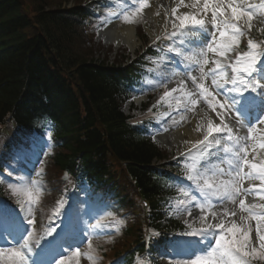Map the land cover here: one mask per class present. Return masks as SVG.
Instances as JSON below:
<instances>
[{
	"label": "snow or ice",
	"instance_id": "1",
	"mask_svg": "<svg viewBox=\"0 0 264 264\" xmlns=\"http://www.w3.org/2000/svg\"><path fill=\"white\" fill-rule=\"evenodd\" d=\"M180 3L184 4V0H180ZM146 6L143 2L139 5L141 9ZM202 12L211 14L207 21L195 14L175 15L171 22L173 31L169 33L180 41L179 47L190 54L187 59L192 60L193 64L186 71L196 68L201 73V79L211 75L215 95L203 83H197L196 76H192L191 80L200 95L215 101L210 107L220 118L219 122L208 119L205 127L197 126L195 129L202 134V138L196 141V145H199L197 151L207 153L210 159H205L196 175H188L185 179L195 182L201 194L199 200L192 197V206L199 210V220L204 226L193 229L185 220L187 230L180 236L195 238V243L183 249L187 258L175 261V264H251L255 260L264 262V202H245L248 196H259L264 201V135L258 133L255 138L252 135L257 126L264 131V41L256 42L251 38L253 21L257 17L245 0H203ZM258 19L264 25V13ZM177 30L182 31L178 33ZM259 31L264 33V27H260ZM244 36L249 37L248 51H241L238 47ZM209 54H212V67L205 73L204 66L210 64ZM171 55L175 57L174 52ZM175 63L183 67L179 58L175 59ZM228 69L231 70V75ZM160 79L164 83L169 82L166 77L161 76ZM176 91V88L171 90ZM171 92L166 91L164 97H169ZM191 103H196L195 97ZM184 108L187 110L188 105L185 104ZM225 118L228 122H225ZM241 128L246 129V135H240ZM185 155L192 156V152ZM229 155L231 159L227 168L219 167L214 173L224 178L215 183L201 178L202 171H211L208 168L210 163L223 165ZM7 166L12 167L11 164ZM0 176H5L2 166ZM245 181L249 182L247 188L243 187ZM255 181L260 184L256 185L253 183ZM208 208L213 211L205 214ZM238 210L242 221L245 219L243 213L256 221L258 243L253 242L250 227L238 225L235 220L226 224L225 219L236 217ZM176 211L180 215H192L191 208H177ZM209 215L216 223L209 222ZM28 223L32 224L34 221L30 219ZM17 232L18 229L13 228L7 236L16 243H23H20V247H0V264H29L26 251L30 252L31 248L28 241L23 239V234L19 239L16 238ZM78 239L79 234L73 230L70 221L63 237L57 242L60 255L67 256L64 253L65 245L72 248L75 246L73 241ZM176 243L179 245L185 242ZM89 247L91 248L90 242ZM52 252L54 254L55 249ZM74 255L80 256L78 247ZM88 258L93 259L91 254H88ZM59 264H66V261L61 260Z\"/></svg>",
	"mask_w": 264,
	"mask_h": 264
},
{
	"label": "trees",
	"instance_id": "2",
	"mask_svg": "<svg viewBox=\"0 0 264 264\" xmlns=\"http://www.w3.org/2000/svg\"><path fill=\"white\" fill-rule=\"evenodd\" d=\"M11 9L10 4H6L0 10L3 13L8 12ZM42 22L44 27L45 35L49 36L51 45L56 48V55L61 56L63 60L70 61L73 56L68 51V40L67 35L64 34L63 19L56 17L55 14L50 12L45 15V19ZM8 26L4 27V30H7ZM17 27L14 25L12 27V32L16 33ZM45 50H36V51H26L25 53L17 52L14 54L12 62L1 63L0 64V126L5 123V119L8 115H11L13 104L12 98L15 94L16 87L19 88V82L17 81L25 74V69L28 63L29 69L32 75V80L36 83H40L45 80L43 69L45 68L50 72L51 68L43 60V53ZM78 60V58L76 59ZM10 61V60H9ZM55 64V61H51ZM80 65L83 64L79 63ZM80 76L84 82V89L81 94V99L83 105L79 104L76 97L73 93L67 89V92L61 96V100L64 101L68 107L73 112V120L78 125L77 135L71 137L70 139H64V141L71 142V140L77 141V143L83 147L85 150L95 151L92 154L90 151L87 152L94 158L91 160H98L94 166L98 170L93 172L103 178L102 172L106 175H109L110 172H114L116 167L114 164L118 161H114L111 157L109 160L106 155V148L104 145H101L100 136L97 134L98 124H110L109 132L111 135L107 134L108 142L111 146L113 155L123 159L122 161H128L129 163L135 162L136 165H125L123 166L126 171V176L133 180L135 188L139 190L153 192L154 194L159 191L158 183L156 180L151 179L150 173L148 170L142 169L144 163H147L151 159V154L149 148H145L143 144L137 143L133 138L129 130H126L122 123H119V112L116 106V99L113 96L114 89L108 88L107 82H105L98 69L94 66L82 65L80 70H78ZM58 79L60 77L58 76ZM51 88V84L49 87ZM56 93L59 94V90L56 89ZM89 95L87 98L86 95ZM94 107V108H93ZM69 109V110H70ZM66 111L64 114V119L69 120L72 112ZM88 114L86 119H82L81 115L84 112ZM115 122V123H113ZM101 132L103 131L102 125H100ZM105 135V133H102ZM106 136V137H107ZM83 139V140H82ZM101 147L105 149L102 150ZM69 159L66 158L64 164L67 167ZM75 161L70 160V164H74ZM64 165V166H65ZM142 166V167H141ZM133 249L128 250V253H132Z\"/></svg>",
	"mask_w": 264,
	"mask_h": 264
},
{
	"label": "bare ground",
	"instance_id": "3",
	"mask_svg": "<svg viewBox=\"0 0 264 264\" xmlns=\"http://www.w3.org/2000/svg\"><path fill=\"white\" fill-rule=\"evenodd\" d=\"M171 1L172 0H170V2ZM173 1H175V0H173ZM249 1H250L249 3H252L253 1H255L256 3L258 2V0H249ZM182 6H184V7H187V6L196 7L197 9H199L200 11H202L201 8H200V3L197 0H191V4L184 3ZM255 10H260L261 14L264 13V11L260 8V6L257 7V8H255ZM162 13H164V12H162ZM184 13H186V12L184 10H181V13L180 14L183 15ZM153 18L156 19V20H159L160 19V18L159 19L156 18L155 16H153ZM163 24H164V21H163ZM157 28L159 29V28H162V27L159 25V26H157ZM135 33H136V31H134V29L133 28H130V27H126L125 26V27L116 28L115 26L114 27L112 26L111 28H109L106 31V33L104 34V37L110 43H113V44L117 43L118 45H125V46L127 45L128 47H130L133 50L134 48H136V45L138 43V38L136 40ZM191 122H194V123L197 124L198 121L191 120L189 123L186 124L185 127H187L189 130L192 131V129H191ZM188 129L185 130V133H189L190 132ZM244 132H246V131H243V130L242 131H239L240 135H242V136L244 135ZM198 135L202 136L201 132ZM179 138L182 139L181 136H179ZM173 140H175V141L167 142V143L170 144V145H175V143H178L179 140L177 141L176 134L173 136ZM194 140H195V137H193V141ZM164 144L166 145V142H164ZM183 147H186V146H183ZM204 157L209 158L208 156H204ZM204 157L203 158L199 157V159L201 158L200 160L205 161L206 158H204ZM199 159H197V160H199ZM211 164H214V163H211ZM221 167H224V166H221ZM209 183H215V182L214 181H211ZM256 199H257V202L258 203L264 202V201H262L259 198V196H256Z\"/></svg>",
	"mask_w": 264,
	"mask_h": 264
},
{
	"label": "rangeland",
	"instance_id": "4",
	"mask_svg": "<svg viewBox=\"0 0 264 264\" xmlns=\"http://www.w3.org/2000/svg\"><path fill=\"white\" fill-rule=\"evenodd\" d=\"M157 1H159L160 3L162 2V0H157ZM150 5H148L147 7H149ZM155 8V7H154ZM155 9H157V8H155ZM138 17H140V15H138V14H135V15H133L131 18L132 19H137ZM257 27V26H256ZM256 30H258V27L256 28ZM258 32H260L259 30H258ZM241 40V39H240ZM97 45H98V47H97ZM97 45L95 46V48L97 49V51H98V53H101V54H104V51H105V49H106V47H105V45H104V43H102V42H97ZM91 46V45H90ZM122 48V47H121ZM108 49V52H110L111 54H113L116 50H112V47H109V48H107ZM68 51H69V53H71V54H73V50H72V45L70 44V47L68 48ZM42 197H41V199H46L48 202H49V197L47 196L48 194L44 191V187L42 188ZM91 237H92V239L93 238H96L97 236L96 235H94V233L93 234H91Z\"/></svg>",
	"mask_w": 264,
	"mask_h": 264
}]
</instances>
